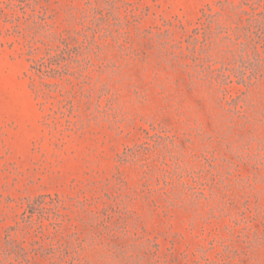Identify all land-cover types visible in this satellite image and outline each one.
<instances>
[{
    "label": "rangeland",
    "instance_id": "rangeland-1",
    "mask_svg": "<svg viewBox=\"0 0 264 264\" xmlns=\"http://www.w3.org/2000/svg\"><path fill=\"white\" fill-rule=\"evenodd\" d=\"M0 264H264V0H0Z\"/></svg>",
    "mask_w": 264,
    "mask_h": 264
}]
</instances>
